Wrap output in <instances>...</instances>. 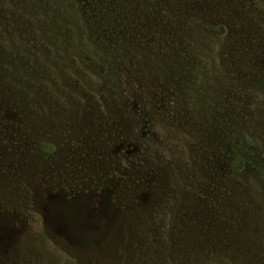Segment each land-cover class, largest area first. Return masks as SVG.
<instances>
[{
	"label": "rangeland",
	"instance_id": "1",
	"mask_svg": "<svg viewBox=\"0 0 264 264\" xmlns=\"http://www.w3.org/2000/svg\"><path fill=\"white\" fill-rule=\"evenodd\" d=\"M98 2L0 0V264H264V0Z\"/></svg>",
	"mask_w": 264,
	"mask_h": 264
},
{
	"label": "trees",
	"instance_id": "2",
	"mask_svg": "<svg viewBox=\"0 0 264 264\" xmlns=\"http://www.w3.org/2000/svg\"><path fill=\"white\" fill-rule=\"evenodd\" d=\"M99 0H80L81 4L84 5V13L85 16H87L86 20L89 22L90 26L87 30L88 34L91 36L93 40H95L96 44H99L101 47L105 46H111L110 40L108 38L110 37H116L118 34H112L113 30H110L109 28H105L103 26H100L96 21L97 16V8L98 5L100 6ZM100 8V7H99ZM120 21L117 20V23ZM87 22V23H88ZM125 22V21H123ZM115 32V31H113Z\"/></svg>",
	"mask_w": 264,
	"mask_h": 264
}]
</instances>
